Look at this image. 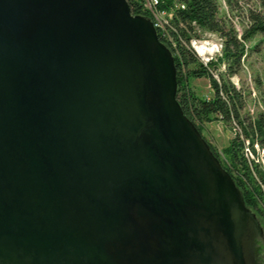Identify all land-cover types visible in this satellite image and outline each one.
Returning a JSON list of instances; mask_svg holds the SVG:
<instances>
[{"label": "water", "instance_id": "95a60500", "mask_svg": "<svg viewBox=\"0 0 264 264\" xmlns=\"http://www.w3.org/2000/svg\"><path fill=\"white\" fill-rule=\"evenodd\" d=\"M176 86L127 0H0V264H246Z\"/></svg>", "mask_w": 264, "mask_h": 264}, {"label": "trees", "instance_id": "16d2710c", "mask_svg": "<svg viewBox=\"0 0 264 264\" xmlns=\"http://www.w3.org/2000/svg\"><path fill=\"white\" fill-rule=\"evenodd\" d=\"M224 1L231 5L236 0ZM127 3L133 14L149 18L141 0H127ZM262 4L264 6V1ZM158 7L169 12L167 25L156 32L173 56L176 99L183 114L201 134L205 124L214 120L233 124L235 136L223 149L222 157L210 143L209 145L223 168L233 178L245 207L264 222V168L261 158L257 157L258 151L264 150V112L253 118L243 117L240 114L243 107L241 93L222 73H217L218 79L215 77L217 64L223 60L227 63V74L236 73L244 50L242 41L257 33L264 34V7L261 11L248 13V25L240 39L218 19L217 0H159ZM198 30L214 32L222 40L221 55L216 61H210L206 65L189 46L190 39L199 36ZM201 77L209 81L212 90L210 97H200L190 84L191 79Z\"/></svg>", "mask_w": 264, "mask_h": 264}, {"label": "rangeland", "instance_id": "374dc122", "mask_svg": "<svg viewBox=\"0 0 264 264\" xmlns=\"http://www.w3.org/2000/svg\"><path fill=\"white\" fill-rule=\"evenodd\" d=\"M263 1L236 0L229 5L224 0H217V17L226 29H232L236 37L240 39L242 32L248 25V13L263 10ZM165 17L167 21V16ZM198 34L199 42H207L210 46L216 48L210 55L206 56V60L209 62L216 61L221 55L222 40L214 32L204 31ZM242 44L244 50L237 72L228 75L226 72L227 63L223 60L217 64L215 77L218 79L217 73H222L234 85L241 93L243 101L240 114L243 117L253 118L264 112V34L257 33L252 38L242 41ZM190 84L200 97H210L212 95L207 78L191 79ZM235 132L236 129L232 123L226 124L220 120H214L205 124L202 135L216 153L222 157L223 149L235 136ZM257 157L261 158V164L264 168V150L258 151ZM255 217L260 227L252 228L251 239L246 250L247 253L249 252L250 258L254 259L257 264H264V222L256 214Z\"/></svg>", "mask_w": 264, "mask_h": 264}, {"label": "flooded vegetation", "instance_id": "af4514ba", "mask_svg": "<svg viewBox=\"0 0 264 264\" xmlns=\"http://www.w3.org/2000/svg\"><path fill=\"white\" fill-rule=\"evenodd\" d=\"M252 213V214H251ZM232 217L235 225V236L241 246V250L244 253L246 264H257L254 259H251L247 253V245L251 239L252 228H259L260 225L255 217V214L250 210L245 212L238 210L237 208L232 209Z\"/></svg>", "mask_w": 264, "mask_h": 264}, {"label": "built area", "instance_id": "2783aa9c", "mask_svg": "<svg viewBox=\"0 0 264 264\" xmlns=\"http://www.w3.org/2000/svg\"><path fill=\"white\" fill-rule=\"evenodd\" d=\"M141 4L143 6V8L147 11V13L149 14V18L153 23V26L155 27L156 30H159L156 26L155 20H153V9H159L158 5H159V0H141ZM169 12L165 11V16H168ZM162 33V31H160ZM199 32V30H198ZM197 47H199V38L198 37H193L190 39V48L193 49V51L195 52V54L197 55V57L199 58V60L206 65L209 61H207L206 59L202 58V54L198 53L197 51ZM212 47V46H211ZM212 50H216V48H212ZM245 144L247 145V142H245ZM245 156L248 154H244Z\"/></svg>", "mask_w": 264, "mask_h": 264}, {"label": "bare ground", "instance_id": "6f19581e", "mask_svg": "<svg viewBox=\"0 0 264 264\" xmlns=\"http://www.w3.org/2000/svg\"><path fill=\"white\" fill-rule=\"evenodd\" d=\"M165 11L160 9H153V20H155L156 26L159 30H163L167 21L165 20ZM213 47L207 42H199V47H197L198 53L202 54V58L206 59V56L210 55ZM247 152V151H246Z\"/></svg>", "mask_w": 264, "mask_h": 264}]
</instances>
